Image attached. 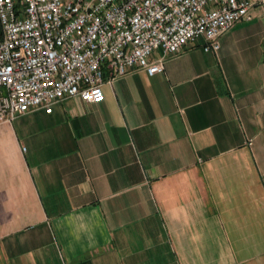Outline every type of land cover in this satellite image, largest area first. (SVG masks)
Instances as JSON below:
<instances>
[{
	"label": "crops",
	"instance_id": "crops-1",
	"mask_svg": "<svg viewBox=\"0 0 264 264\" xmlns=\"http://www.w3.org/2000/svg\"><path fill=\"white\" fill-rule=\"evenodd\" d=\"M0 123V264H264V11ZM107 78V77H106Z\"/></svg>",
	"mask_w": 264,
	"mask_h": 264
},
{
	"label": "built area",
	"instance_id": "built-area-1",
	"mask_svg": "<svg viewBox=\"0 0 264 264\" xmlns=\"http://www.w3.org/2000/svg\"><path fill=\"white\" fill-rule=\"evenodd\" d=\"M255 8L264 0H0V123L65 97L100 102L105 79L162 72V57L149 60L158 49L203 37L216 52Z\"/></svg>",
	"mask_w": 264,
	"mask_h": 264
}]
</instances>
